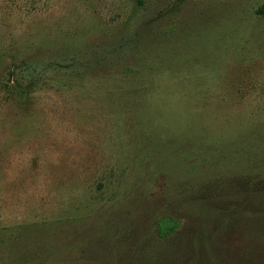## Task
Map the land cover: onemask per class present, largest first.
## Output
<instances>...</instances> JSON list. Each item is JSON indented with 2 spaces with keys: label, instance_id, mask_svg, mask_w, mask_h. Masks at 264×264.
Here are the masks:
<instances>
[{
  "label": "rangeland",
  "instance_id": "374dc122",
  "mask_svg": "<svg viewBox=\"0 0 264 264\" xmlns=\"http://www.w3.org/2000/svg\"><path fill=\"white\" fill-rule=\"evenodd\" d=\"M146 1L169 30L128 75L26 94L13 63L118 26L131 2L0 0V264H264V228L218 219L251 223L252 204L193 178L264 148V0ZM163 211L181 224L161 242Z\"/></svg>",
  "mask_w": 264,
  "mask_h": 264
},
{
  "label": "trees",
  "instance_id": "16d2710c",
  "mask_svg": "<svg viewBox=\"0 0 264 264\" xmlns=\"http://www.w3.org/2000/svg\"><path fill=\"white\" fill-rule=\"evenodd\" d=\"M130 2V11L118 26L93 38H70L61 44L42 46L35 52L26 53L13 63L10 74L15 85L28 94L36 84L52 78L78 82L128 75L144 55L142 47L169 30L164 25L169 8L152 2L148 4L146 0ZM256 14L264 16V3L258 6ZM248 149L238 161L231 159L223 168L219 162L214 166L212 163L205 167V176L193 175L195 185H209L206 191L217 188L219 199L238 202L239 206L249 202L256 209L251 223L242 219L241 212L223 210L218 219L224 229L235 224L255 230H258L255 226L264 228L259 226L264 224V148L255 145ZM180 224V218L163 211L152 215L149 229L153 237L163 242L175 239Z\"/></svg>",
  "mask_w": 264,
  "mask_h": 264
}]
</instances>
